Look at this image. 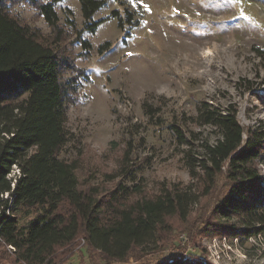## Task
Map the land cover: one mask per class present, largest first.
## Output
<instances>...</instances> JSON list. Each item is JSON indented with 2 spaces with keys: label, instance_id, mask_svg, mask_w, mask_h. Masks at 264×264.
Masks as SVG:
<instances>
[{
  "label": "rangeland",
  "instance_id": "374dc122",
  "mask_svg": "<svg viewBox=\"0 0 264 264\" xmlns=\"http://www.w3.org/2000/svg\"><path fill=\"white\" fill-rule=\"evenodd\" d=\"M123 7L138 25L120 28L117 18L104 19L95 32L82 33L91 47L86 53L77 37L78 0L56 1L58 38L27 1L11 7L36 41L52 50L62 47L86 74L74 103L62 84L64 99L60 93L42 101L40 93L28 92L4 113L5 136L20 137L19 156L50 149L76 180L71 192L43 189L18 206L22 232L12 246L40 252L44 244L27 238L29 223L49 210L64 212L68 201L77 200L94 212V244L121 229L137 231L145 241L132 242L120 260H104L80 240L64 264H166L192 255L208 264H264V227L242 239L205 229L227 188L224 177L199 197L205 146L220 137L205 123V103L235 109L244 128H264V0H106L93 19L114 9L122 14ZM63 75L71 73L64 69ZM258 166L264 177V156ZM18 172L13 164L7 177ZM179 204L189 214L167 216L155 244V226ZM8 254L0 247L2 258Z\"/></svg>",
  "mask_w": 264,
  "mask_h": 264
},
{
  "label": "trees",
  "instance_id": "16d2710c",
  "mask_svg": "<svg viewBox=\"0 0 264 264\" xmlns=\"http://www.w3.org/2000/svg\"><path fill=\"white\" fill-rule=\"evenodd\" d=\"M18 1H27L33 6L56 38L60 37L61 32L55 9L57 0H0V247L18 243L22 230L18 226L15 211L20 204L28 202L29 198L43 189L55 188L58 191L71 192L76 186L74 176L59 166L52 150L35 152L26 158L18 155L20 137L17 133L5 136L4 113L15 100L28 92L40 93L42 101L60 93L64 99L65 90L62 84L69 86L71 93L66 99L74 103L80 89L79 78L86 75L75 67L62 47L52 50L36 41L27 26L21 24L16 14L11 11L13 3ZM78 1L82 27L77 30V37L85 53L91 47L82 38V33L95 32L104 19L117 18L120 28L138 25L137 20L133 21V12L128 7H123L122 14L114 9L104 18L93 19L94 12L106 0ZM108 46L109 42L101 45L99 49ZM64 69L71 75H63ZM205 106L202 111L205 123L218 129L220 137L205 146V161L202 165L205 182L199 197L207 195L221 175L227 187L214 202L205 220V229L210 234L238 236L241 239L258 234L264 227V177L258 166L264 156V128L261 125L244 128L237 120L236 110L231 107L213 108L207 102ZM41 134L46 141L51 139L50 130L45 125ZM13 164H17L19 172L13 177H7ZM3 192H8V196L1 195ZM67 206L64 212L57 208L54 211L49 210L29 223L27 238L32 243L44 244L40 252L30 255L15 251L14 255L8 254V261L15 264H23L22 261L25 264H64L78 249L76 246L80 240L100 253L104 260H120L126 255L132 242L145 241L137 231L121 229L105 234L103 240L94 244L93 210L77 200L68 201ZM189 212L186 204L174 207L155 226L154 243L157 244L160 239V230L168 225L167 216L177 214L179 218L185 219ZM1 256V259H7ZM166 264L208 263L192 255Z\"/></svg>",
  "mask_w": 264,
  "mask_h": 264
},
{
  "label": "built area",
  "instance_id": "2783aa9c",
  "mask_svg": "<svg viewBox=\"0 0 264 264\" xmlns=\"http://www.w3.org/2000/svg\"><path fill=\"white\" fill-rule=\"evenodd\" d=\"M2 195V194H1ZM4 197H7L8 196V192H5V194L3 195ZM6 248L8 249V251L14 255L15 254V248L11 245V244H8L6 245ZM218 255V253H217ZM219 257V255H218ZM23 264H25L24 261H22ZM0 264H13L12 262L8 261L7 259H1L0 258Z\"/></svg>",
  "mask_w": 264,
  "mask_h": 264
},
{
  "label": "snow or ice",
  "instance_id": "6c2138e0",
  "mask_svg": "<svg viewBox=\"0 0 264 264\" xmlns=\"http://www.w3.org/2000/svg\"><path fill=\"white\" fill-rule=\"evenodd\" d=\"M129 55H131V53H129Z\"/></svg>",
  "mask_w": 264,
  "mask_h": 264
}]
</instances>
